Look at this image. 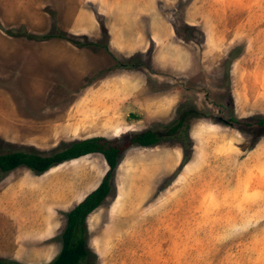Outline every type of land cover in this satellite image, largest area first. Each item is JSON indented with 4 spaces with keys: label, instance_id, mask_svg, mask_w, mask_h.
I'll list each match as a JSON object with an SVG mask.
<instances>
[{
    "label": "rangeland",
    "instance_id": "rangeland-1",
    "mask_svg": "<svg viewBox=\"0 0 264 264\" xmlns=\"http://www.w3.org/2000/svg\"><path fill=\"white\" fill-rule=\"evenodd\" d=\"M185 107L188 149L121 153L79 264H264V129L241 124L264 117V0H0V153L123 142ZM107 170L0 169V264H49Z\"/></svg>",
    "mask_w": 264,
    "mask_h": 264
},
{
    "label": "trees",
    "instance_id": "trees-1",
    "mask_svg": "<svg viewBox=\"0 0 264 264\" xmlns=\"http://www.w3.org/2000/svg\"><path fill=\"white\" fill-rule=\"evenodd\" d=\"M201 114V111L193 107H185L180 109L179 116L172 123L132 133L123 142L108 139L104 136H93L69 143L62 149L48 155L23 151L0 153V169L3 172L11 171L22 165L37 172H44L50 167L66 160L79 158L95 152L101 153L108 164V170L98 186L90 191L68 213L67 225L62 234V248L49 264H79L82 258L87 256L88 249L84 237L85 220L110 193L114 171L118 165L119 157L126 147L132 144L148 147L164 138H178L184 142L185 148L188 149L186 146H188L189 142V119ZM232 121L239 122L236 119L230 122ZM241 124L251 128L252 131L258 134L260 129H264V117L256 119L253 122H242ZM185 160H189L186 152Z\"/></svg>",
    "mask_w": 264,
    "mask_h": 264
},
{
    "label": "crops",
    "instance_id": "crops-1",
    "mask_svg": "<svg viewBox=\"0 0 264 264\" xmlns=\"http://www.w3.org/2000/svg\"><path fill=\"white\" fill-rule=\"evenodd\" d=\"M77 43V42H76ZM30 176H35V175H30Z\"/></svg>",
    "mask_w": 264,
    "mask_h": 264
}]
</instances>
